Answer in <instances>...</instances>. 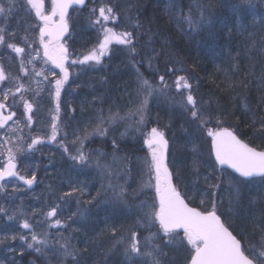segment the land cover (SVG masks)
Wrapping results in <instances>:
<instances>
[{
  "label": "snow or ice",
  "instance_id": "obj_1",
  "mask_svg": "<svg viewBox=\"0 0 264 264\" xmlns=\"http://www.w3.org/2000/svg\"><path fill=\"white\" fill-rule=\"evenodd\" d=\"M18 0H0V20H7L15 11ZM24 8L27 13H33L38 23L31 26L32 29H38V37L29 41L28 36L21 39L25 46H19L15 41L16 32L9 30L6 25L0 26V48L6 47L11 49L17 57H20V71L24 76H28V70L25 67L24 56L26 48L30 51L27 53V63L33 64L34 60L42 59L44 64H50L52 68H42L37 70L33 65L32 72L35 76H42L44 81L48 83L49 95L55 99V109L51 114L50 134L46 136H36L27 144V150H35V146L43 143L45 140L58 142L65 153L69 152L64 140H57L60 132V97L64 85L69 80V69L66 65H87L94 62L96 65L102 63V58L109 54L112 50L111 46L122 45L128 48L129 54L136 52L134 46L133 32L128 30L117 31L115 25L119 14L115 9L108 5L99 7L98 15L96 8L90 10V22L96 26L97 43L81 57L71 58L69 49L65 46L64 38L68 33L69 9L74 6H86V0H51L50 7H45V0H24ZM170 6L175 7L174 0H170ZM198 16L194 17L191 8L187 15L184 16L185 22L190 29H197L203 23L205 17L202 5L196 2ZM182 12V10H181ZM138 26V21H137ZM12 39H9V38ZM38 42L39 47L43 50L41 58L39 49H33V44ZM154 57H147L149 67L151 60ZM135 63V62H133ZM53 69H58L59 72ZM173 68H168L167 73L173 72ZM176 71H179L178 69ZM52 77L53 79H49ZM15 82V88L8 87L3 89L2 99H0V129H5L9 121L14 125H19L20 120H14L17 116L16 111L12 110L18 101L23 103V113L26 117V127L31 129L33 123V104L28 102L23 96V92L27 90L23 83H20L19 77H11L6 74L3 65H0V84L7 80ZM137 88L130 105L134 107L121 115L120 111L113 112L109 109L107 116L103 114V110H99L96 118L95 127L88 130L85 127L82 130L73 132L72 143L75 145V154H70L72 160L78 163H86L89 160L88 154L84 152L85 142L90 136L100 135L105 136L108 133L109 127L120 122H128L132 117L138 116L139 119L131 122L143 126L145 124V112L148 107L150 98L156 93H162L168 88L165 82V75L159 76V85L153 84L150 80L144 78L143 74L136 70ZM37 83H40L37 81ZM176 89L181 88L188 90L181 101L186 111L189 112L193 122H198L197 126L206 132V136L210 137V154L214 155L215 162L212 166L214 172H217V178L225 174V169H232L239 177L244 180H249L253 177L262 178L264 182V150H258L257 147L250 146L239 138L238 134L230 130L229 127L223 126V117L212 110L203 108L198 105L197 99L192 93V85L187 78L180 75L175 81ZM246 86V85H245ZM19 94V95H18ZM11 96L13 103L8 104ZM264 102V101H262ZM247 108V105H245ZM215 121V125L208 127L210 122ZM107 125V126H106ZM261 127L264 128V119L261 121ZM15 128H9L7 132H15ZM137 131H141L138 127ZM65 139L67 133L64 134ZM123 135V134H122ZM144 143L148 148V157L143 161L141 188H153L155 190V201L145 211L143 220L149 225L158 224V232H162L163 238H167L166 242L180 239L181 245L185 246L188 253L187 264H264V220H253L252 227L259 228L261 231V243L259 248L251 243L250 238L243 230L237 231L224 213L218 214L217 201L214 199L215 193H206L208 197V206L201 209L198 207L189 206L185 196L177 190L173 183V173L169 170L167 163L168 141L165 139L164 132L157 127H152L151 130L144 134ZM22 139V138H21ZM0 147L10 141L0 136ZM113 146H116L115 140ZM24 151L22 145H16L15 148L9 147L6 151V158L0 160V192L7 190L11 184L12 191L17 192L23 190L18 184L12 181L20 182L31 189L36 182L37 177L35 171L30 175H22L17 168L16 154ZM193 151L198 149L194 146ZM4 153H0V156ZM99 155H103L100 153ZM96 167L109 179L108 187L113 190L114 198L120 199L124 195L122 186L111 182L112 169L110 166L102 163L97 157L95 160ZM218 166V167H217ZM209 176L205 177V181L209 182ZM230 175V174H229ZM146 177V178H145ZM231 183V181H230ZM243 183V181H240ZM103 187V185H102ZM210 188H217L218 185L209 182ZM80 195L85 193L79 187H73L71 191L63 193V197H72L75 193ZM99 195V192L97 193ZM239 190L236 191V196L239 198ZM259 198L264 200V193L260 194ZM95 197H91L87 203H92ZM158 201V203H156ZM79 203V200L77 201ZM201 204H205V200H201ZM210 209V210H209ZM60 205L56 204L45 212L44 219H37L35 223L28 218L20 221L19 227L27 230L19 234H12L0 238V243L6 239L15 241L19 239L26 244L27 249L43 254L45 251L51 252L55 256L57 264H81V250L72 243L71 232L79 231V228L72 227L67 221L72 220L76 213L70 214L66 219L58 217ZM37 210H33V215H36ZM19 213L20 216H25L23 208H18L13 215H8L9 220H13ZM0 214L7 215V209L0 206ZM83 216L84 213L80 212ZM223 217V218H222ZM55 218V219H53ZM39 228V230H37ZM56 229L55 233L49 231ZM68 229L69 234L65 235L64 230ZM104 231L110 232L114 237L112 248L116 245L124 246V256L135 262V264H161L160 256L163 255L159 244L153 243L157 234L150 233L144 237L143 241L138 239V234L135 230L130 231L128 238L117 236L118 228L115 225L106 222ZM183 233L180 237V233ZM235 233V234H234ZM239 237V238H238ZM14 250V249H13ZM87 251V248L84 249ZM111 251V249H109Z\"/></svg>",
  "mask_w": 264,
  "mask_h": 264
},
{
  "label": "rangeland",
  "instance_id": "obj_2",
  "mask_svg": "<svg viewBox=\"0 0 264 264\" xmlns=\"http://www.w3.org/2000/svg\"><path fill=\"white\" fill-rule=\"evenodd\" d=\"M45 2L46 8L50 7L51 0H45ZM106 3L108 6H113L115 11L119 14L116 24L110 26L115 27L117 31L125 30L130 27L134 14L133 11L138 10H134L132 5L121 4V0H110ZM174 4L175 7L172 8L170 6V1H167L166 10L179 11L178 4ZM23 5L24 0H18L16 11L7 20H0V26L6 25L9 30H14L16 32L14 42H17L19 46H25L21 38L26 35L29 41L38 37V29L31 28V26L34 25L32 23V19L34 20L33 13H27ZM100 6L102 5H98V7L96 5L97 8L95 7L97 9L96 15H98ZM91 9L92 7L90 6L86 9V20L83 19L85 24H82L83 28L80 31L84 44L82 49L75 48L77 40L74 36H71L68 40V42H71L74 46V48H72L73 50H69V52L75 53L77 57H81L97 43L96 26H94L89 19ZM129 19L131 20L130 23ZM9 39L12 38L10 37ZM111 47L125 48V46L115 44ZM3 49L9 54L7 60H10L9 65L13 67V75L8 70L9 66L7 68L4 67V69H6V74H10L11 77H19L20 83H23L27 88L22 94L28 102L33 104V111L31 113L33 116V123L31 129L25 126L26 117L21 115L24 111L23 103L18 101L16 106L12 109L17 113V116L13 119L20 120L21 123L19 125H14L12 121H9L5 129H0V136L10 141L7 144H3V147H0V153H4V155L0 156V160L4 159L9 147L15 148L16 145H22L24 151L16 154L17 166L21 169L19 171L22 175H24L25 171H29L28 169L34 171L33 168L36 166L33 165V163L37 162V158L35 157H38L41 153L40 158L45 162H41V171L39 172L42 174H53V170L50 169V163L47 162V158H52L53 164L60 160L59 152L54 153V150L58 149L60 152L64 153L61 156L60 163L65 161L67 156V162L64 164L68 169L62 172L60 179H56L57 183L51 181L48 186L49 188L47 191L45 190L44 194L42 193V189L39 188L40 180L37 174V186L33 189H27L20 186L17 182L12 181V183L18 184L23 190L13 192L11 184H9L6 191L0 192V196L2 197H0V202L3 201L0 206L7 209V215L2 214V218L7 225H0V238L3 236L10 237L12 234H19L20 232H27V230L19 227L21 220L28 218L33 223H35L37 219L43 220V214L50 210L52 206L59 204V218L66 219L70 214L76 213V215L72 217V220L67 221V223L71 224L74 228H79V231L71 232V235L73 237L72 243L81 250V264H114V248H112L114 237L110 232L104 231L106 222L117 226V236L123 235L125 238L130 236L131 230H135L138 234V239L142 241L143 238L149 236L150 233L157 234L153 243L159 244L162 249L163 255L160 256L161 264H187L188 253L185 246L181 245L180 239L178 238L171 243H167V238L161 239L163 234L162 232H158L157 224L149 225L143 220L145 211H147L148 207L155 201L154 187L141 188L142 169L144 167L143 161L148 157V150L141 149L140 145L143 138H145L144 134L149 132L152 127H157L164 132L165 137L169 141V156L167 161L169 169L173 173L178 188L195 205L207 207L208 197L206 193L214 192V199L217 200L221 198L228 201L227 207L231 209L235 199V190L239 186V183L226 172L220 175L219 179L217 178L218 173L213 171L209 163L210 157L207 155L209 144L205 137L206 132L197 126L198 122H193L189 112L185 110L181 103L188 90L181 88L180 92L176 91L175 81L177 77H165L168 88L165 89L164 92L156 93L150 98L145 112V124L143 126L131 122L132 120L139 119L138 116H135L128 122L120 121L112 125L109 127L108 133L105 136H90L84 146V152L89 156L88 162L80 167H72L69 165V160L71 159L70 154H75L76 147L72 143L73 132L81 130L82 134V130L85 127H88V130L91 131V129L95 127L99 109L90 110L89 118H75L77 111L73 108L74 119L71 123H68V127L70 128L69 131L67 132L66 127L64 130V127L62 128V126H60L62 140L65 141L69 149L68 153H65L62 147L57 146L56 142L48 140L36 145L35 150L28 151L27 144L31 142L33 137H43L50 134L51 114L56 106L54 97L49 95L47 81H44L42 76H35L32 72V68L33 65H35L37 70L52 67L49 64H44L42 59L34 60L33 64H28L27 53L30 50L26 48V54L23 58L29 75L24 76L20 71L21 58L17 57L11 49H7L6 47H3ZM33 49H39L41 56L42 49L39 47L38 42L33 44ZM107 57L108 55L103 57V63H105ZM0 65H3L1 61ZM145 65L146 67H144V69L150 68L149 63L146 61L143 62V66ZM85 68L86 66L84 65L75 66L72 71L73 75L64 86V90L62 89L63 91H61L60 101H62L63 95H65L66 98L72 96L79 99L80 96H85L91 91L96 97L98 94H102L105 99L109 101V103H106L103 97L105 106L102 110L105 116L108 115L109 109L113 112L120 111L121 115H123L128 108L134 107V105L129 104V101L132 100L135 95V91L132 90L130 91L131 93L126 90L122 94V98L118 99V101L112 98H106L105 91L107 79L104 75H101L102 80L100 81V86H97V79H99L97 75L89 77L90 79L86 78L82 79L80 82H76ZM134 69L136 71L135 67ZM157 73H160V70H157ZM182 74L184 75L182 70L176 73V75ZM158 76L159 75H156L150 80L155 85H159ZM144 78L146 77L144 76ZM49 79L53 78L49 77ZM37 81L40 83H37ZM88 83H93L94 86L87 85ZM83 84H85L86 87H84ZM8 87H12L14 90L15 82L9 79L0 84V99H2L3 95L2 90ZM12 103L13 101L10 96L8 104L11 105ZM153 107H155V110ZM79 113L82 114V110H79ZM170 122L174 123V126H170ZM138 127L141 128V131H137ZM9 128H15L16 131L7 132L5 136L6 130ZM65 133H67L66 139ZM98 138L100 140H98ZM102 138H104V140ZM262 138L264 140V137ZM114 140L116 144H118L115 147L111 144ZM124 141H129L130 143L127 150H122L119 146V144ZM0 143H3V141L0 140ZM98 143H100V146H97ZM103 143H106V145L104 146ZM103 146L104 148H102ZM194 146L198 151H193ZM44 152H47V157L44 155ZM100 153L103 155H99ZM97 157H99L102 163L111 167L113 173L111 182L114 185L119 184L122 186L124 195L120 199L114 198L113 190L108 187L109 179L96 167L95 160ZM148 158L150 159V157ZM180 160H182V162ZM209 173H211L209 182L217 184V188H210L209 182L205 181V177L209 176ZM261 184L264 185V182ZM73 187L81 188L85 194L80 195V193L77 192L72 197H63V193L71 191ZM223 189H226L228 192L224 193ZM98 192L99 195H97ZM91 197H95L96 199L93 200L92 203H87L86 201ZM202 199L205 200V204L203 205L201 204ZM78 200L79 203L77 202ZM18 208H23L25 216H20L19 213H16L15 218L9 220L8 215H13L14 211ZM34 209L37 210L36 215L32 214ZM80 212H83L84 215L81 216ZM37 230H39V228H37ZM49 231L55 233L57 230L50 229ZM64 234L68 235L69 230L65 229ZM182 235L183 233H180V237H182ZM97 239H99V241H97ZM104 240L107 245L103 243ZM16 247L17 249L24 248L26 251H31L33 254H41L34 250L27 249L26 244L22 243L19 239L12 241L9 238L4 240L3 243H0V264H20L17 255L13 251ZM85 248L93 254L90 262H87L84 257L86 254L84 251ZM109 249H111V251H109ZM116 250L119 251L118 258L120 264H135V262L128 260L124 256L123 245H116ZM41 255L47 260L48 264H57L56 258L51 252L45 251ZM27 264L37 263L28 260Z\"/></svg>",
  "mask_w": 264,
  "mask_h": 264
},
{
  "label": "trees",
  "instance_id": "obj_3",
  "mask_svg": "<svg viewBox=\"0 0 264 264\" xmlns=\"http://www.w3.org/2000/svg\"><path fill=\"white\" fill-rule=\"evenodd\" d=\"M107 1L110 0H95V2L89 0L83 9L72 10L71 17L74 19L73 36L80 47L84 45L80 31L83 28L82 24H85L83 19L86 20V9L89 6L95 8L96 5L97 7L98 5H106ZM198 2L202 5L203 11H206L212 18V23L204 27L203 32L209 40L204 49L192 50L185 43L181 44V36L171 34L167 22L157 11L154 12L157 14L155 16L161 18L160 23L147 26L155 34H158V30H160L162 33L169 32L172 35V39L177 45V49L175 47L176 51L173 50V52L176 53L177 57L169 63L174 66L178 65L180 68L169 66L181 69L184 73L182 75L187 78L188 82L192 80L191 91L197 99L198 105L205 103L206 105H201L203 108L222 115L223 126L235 131L241 139L251 146L264 150V140L262 138L264 137V128L261 127V121L264 119V102H262L264 101V0H244L249 7L241 12L235 11L229 21L233 23L234 28L228 33L226 41L222 40L220 36L219 39H216L218 32L213 24V13L217 4L214 0H198ZM153 3L152 0H139V2L132 0L130 5L133 6L134 10H137L138 6L142 5L145 9ZM175 3L181 5L180 7H187L180 0H175ZM133 13L131 25L137 23V21L143 25L141 10L133 11ZM130 21L129 19V23ZM32 23L36 24L35 20L32 19ZM222 33L224 34V31ZM218 41L222 46L220 49H217L216 44H214ZM8 55L3 47L0 48V61L3 67L7 68L9 66L8 70L13 75V67L9 65L10 60H7ZM113 61L115 62V60ZM126 73L129 76L127 70ZM106 84V98L118 101L116 90L110 88L111 83L109 84L106 81ZM245 105H247V108ZM214 125L215 121L213 120L208 126L212 127ZM102 139L104 140V138ZM98 140L100 139L98 138ZM121 143L119 146L123 150ZM103 144L106 145V143ZM97 146H100V143ZM41 154L35 157L37 162H34L33 165L38 166L40 162H44L40 158ZM44 155L47 157V152H44ZM180 161L182 162V160ZM47 162L50 163V169L53 170L52 158L48 157ZM210 165L213 166L212 163ZM60 170V172H63L64 169L60 166ZM29 172L25 171L24 174H29ZM235 181L239 183L237 187L240 193L239 198L235 194L231 209L225 206L224 199L220 202V198H218L216 200L218 202V214L224 213L229 223L236 227L237 231L243 230L250 238L251 243L259 248L261 231L259 228L254 229L252 223L254 219L257 221L264 220V208L262 206L264 200L259 198L260 194L264 193V185L261 184L262 180L243 181V183H240L242 180L235 179ZM223 191L224 193L228 192L226 189H223ZM194 206L196 205L194 204ZM198 208L203 209L205 207L198 206Z\"/></svg>",
  "mask_w": 264,
  "mask_h": 264
},
{
  "label": "bare ground",
  "instance_id": "obj_4",
  "mask_svg": "<svg viewBox=\"0 0 264 264\" xmlns=\"http://www.w3.org/2000/svg\"><path fill=\"white\" fill-rule=\"evenodd\" d=\"M92 2H95V0H91ZM139 2V0H137ZM154 3L148 5L145 9L144 6H138L137 10H141V21L144 23L141 25L140 23L130 25L125 30L133 32L134 36V46L136 48V52L132 55L129 54L128 48H122V47H111V51L108 54V57L105 60V63H102V68L100 69V72L96 71L94 67H86L85 70L81 73L80 78L76 80V82L82 81V79H90L89 77H94L96 75H104L106 76L107 83H111L110 88H113L118 93L117 97L118 99L122 98V92L127 90L129 93L130 91H135L137 88L136 84V71L134 67L140 69V73H144V76L152 80V78L156 75H165V77L173 78L178 77L179 75H176V73H179L181 69H178L179 71H176L175 68H180L178 65H172L169 62L173 60V58H176L177 55L173 50L176 51L177 45L175 41H173L172 35H180L181 36V44H186L190 49H204L206 45L208 44L209 40L207 39V35H205L204 27L210 23H212L211 16L204 12V21L197 29H190L188 27V24L184 20V16L187 15L189 12V9L191 8L192 14L194 17L198 16V11L196 8V0H180V2H183L185 5H187L186 8L180 7L181 5H178L179 11H167L166 10V3L170 0H152ZM214 2L217 4L214 9L213 13V24L214 27L217 28V37L219 39L222 38V40H227L228 33L234 28L233 23L229 22L231 17L234 15L235 11H243L246 10L248 6L247 3L244 2V0H214ZM175 3V0H174ZM121 4L127 5L132 4V0H121ZM139 4V3H137ZM182 10V12H181ZM207 10V8H206ZM154 11H157L160 13L162 18L167 22L168 28H170L171 34L169 32L162 33L160 30H158V34H155L151 31L150 27L147 25H153L155 23H160V17L155 16L157 15ZM150 12V13H149ZM149 18V19H148ZM235 30V29H234ZM224 31V34L222 33ZM167 33V35H166ZM204 33V34H203ZM222 33V35H220ZM219 42V43H218ZM216 44V48L220 49L222 46L220 44V41H218ZM78 42L75 43V48H81ZM176 47V49H175ZM205 51V50H203ZM194 55V54H193ZM147 57H154L151 60V67L144 69L146 67L143 66V62L146 61L149 63ZM115 60V62L112 60ZM110 61V62H109ZM135 62V63H133ZM117 65V66H116ZM169 65L174 66L173 72L167 73L168 68H172ZM143 68V69H142ZM129 72V76L126 73V70ZM157 70H160V73H157ZM86 76V77H85ZM158 76V77H159ZM194 76V75H192ZM159 79V78H158ZM123 80V81H122ZM122 82V83H121ZM189 83L192 85V80H189ZM123 84V85H122ZM80 85V84H79ZM88 85V84H87ZM84 87H86L85 84H83ZM193 86V85H192ZM79 89V87H78ZM104 95L98 94L93 95L91 91H89V94L82 95L80 98L70 97L66 99V103L69 105H72L75 110H82L84 111V114L90 113V110L94 109H103L104 101L106 103H109L104 97ZM78 99V100H76ZM201 105H206L205 103H201ZM155 110V107H153ZM169 125V123H168ZM170 126H174V123L170 122ZM121 146L123 149L127 150L130 146L129 141H124L121 143ZM207 155L210 157L209 163H212V157L210 154V150L207 152ZM45 162V161H44ZM42 162V163H44ZM40 164L36 166L34 169L35 173L39 177V184L40 189H42V193L44 194L45 190L49 188V184L51 181L56 182V178L54 175H50L47 173L42 174L40 170V167L42 165ZM75 167L77 165L73 163ZM29 174L33 172L31 169H28ZM55 179V180H54ZM38 180H36L37 186ZM1 197V196H0ZM2 198V197H1ZM42 198V196H41ZM43 199V198H42ZM4 200V199H3ZM221 198L219 201L221 202ZM3 202V201H2ZM0 202V204L2 203ZM5 202V201H4ZM225 206H228V201L224 200ZM262 206L264 208V202H262ZM2 214H0V225L6 226L7 223L4 222V219L2 218ZM14 253L17 255V259L19 260L20 264H27L28 260H32L33 262L37 264H48L47 260L41 255L33 254L31 251H26L24 248L17 249L14 248ZM84 257L86 258L87 262H90V260L93 257V254L91 251L87 250L85 251Z\"/></svg>",
  "mask_w": 264,
  "mask_h": 264
},
{
  "label": "flooded vegetation",
  "instance_id": "obj_5",
  "mask_svg": "<svg viewBox=\"0 0 264 264\" xmlns=\"http://www.w3.org/2000/svg\"><path fill=\"white\" fill-rule=\"evenodd\" d=\"M70 53V57L71 58H76L77 56H75V53H72V52H69ZM103 63V62H102ZM102 63L101 64H99V65H96L94 62H90L89 64H87V65H84V66H86V67H94V69L96 70V71H98V72H100V69L102 68L101 66H102ZM67 67H68V69H69V73H70V75H71V73H73L72 71H73V69L75 68V66L76 65H71L70 63L68 64V65H66ZM76 83V82H75ZM88 85H92V86H94V84L93 83H88ZM64 96V95H63ZM63 96H62V101H60V112H59V119H60V124H61V122H66V123H71L72 122V120L74 119L73 118V107H72V105H69V104H67L66 103V101L64 102V99H63ZM77 111V114H76V116H75V118H82V117H87V118H89V113L88 114H84V111H82V114H80L79 113V111L78 110H76ZM69 127H68V125H66V130H67V132L69 131ZM63 138H62V132H59V134H58V137H57V140L58 141H60V140H62ZM56 145L57 146H60L59 145V143L58 142H56ZM61 147V146H60ZM56 152H59V154H60V156H61V154H62V152H60L58 149H55L54 150V153H56ZM57 155V154H56ZM57 157H58V155H57ZM58 162H59V160H58ZM57 162V163H58ZM71 162H73V160H71ZM55 171H57V169L55 168ZM181 233H182V231H181ZM103 243L105 244V245H107L106 244V242H105V240L103 241ZM118 255H119V251L118 250H116V247L114 248V250H113V262H114V264H120L119 263V258H118ZM123 263V262H122ZM123 264H125V263H123Z\"/></svg>",
  "mask_w": 264,
  "mask_h": 264
},
{
  "label": "water",
  "instance_id": "obj_6",
  "mask_svg": "<svg viewBox=\"0 0 264 264\" xmlns=\"http://www.w3.org/2000/svg\"><path fill=\"white\" fill-rule=\"evenodd\" d=\"M83 6H74L73 8H82ZM71 9V8H70ZM69 9V10H70ZM67 35V34H66ZM42 56H43V50H42ZM56 70H58V69H56ZM59 71V70H58ZM210 140H211V138L210 137H208ZM143 146L145 147V148H147V145L145 144V143H143ZM168 150V149H167ZM167 155V154H166ZM5 158H6V156H5ZM212 158H213V161L215 162V157H214V155H212ZM218 167V166H217ZM226 170H228L229 172H231V173H233L234 175H237L238 177H239V175L237 174V173H235L232 169H226ZM241 178V177H240ZM253 178H258V177H253ZM242 179H244V178H242ZM251 179V178H250ZM20 183V182H19ZM21 184V183H20ZM35 184V183H34ZM34 184H33V186H34ZM22 185V184H21ZM22 186H25V187H27L26 185H22ZM32 186V187H33ZM157 203H158V201H157Z\"/></svg>",
  "mask_w": 264,
  "mask_h": 264
}]
</instances>
